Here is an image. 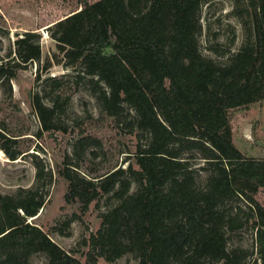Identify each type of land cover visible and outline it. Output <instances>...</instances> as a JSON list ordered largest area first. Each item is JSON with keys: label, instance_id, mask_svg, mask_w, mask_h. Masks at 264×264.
Here are the masks:
<instances>
[{"label": "trees", "instance_id": "16d2710c", "mask_svg": "<svg viewBox=\"0 0 264 264\" xmlns=\"http://www.w3.org/2000/svg\"><path fill=\"white\" fill-rule=\"evenodd\" d=\"M209 1L83 0L48 28L55 63L78 69L75 80L86 79L102 110L136 134L137 149L127 168L95 177L68 158L58 167L68 183L65 204H77L81 215L103 196L116 200L84 240V262L28 221L45 204L41 189L53 183L51 171L37 165L34 187L0 193V264H30L37 253L46 264H114L127 254L139 264H264V206L255 198L264 187V158L234 145L229 117L264 102V0H231L243 42L223 64L200 50L202 6ZM14 45L16 56L0 59V83L9 88L18 68L42 56L37 33L26 32ZM61 97L51 105L39 94L32 98L46 131L70 98ZM12 140L0 130V149L16 160L23 152L11 150ZM89 141L79 139L78 158ZM195 155L206 166L194 167ZM202 171L208 175L200 185ZM235 198L247 207L227 208ZM248 226L255 229L254 258V251L230 244Z\"/></svg>", "mask_w": 264, "mask_h": 264}, {"label": "rangeland", "instance_id": "374dc122", "mask_svg": "<svg viewBox=\"0 0 264 264\" xmlns=\"http://www.w3.org/2000/svg\"><path fill=\"white\" fill-rule=\"evenodd\" d=\"M82 1L0 0V59L8 61L16 56L14 42L26 32L40 35L42 49L39 62L18 68L11 88L0 83V130L7 137L16 139L9 144L11 150L21 149L23 152L22 156L11 160L0 149V193L9 195L21 188L34 187L37 165L51 171L53 183L41 189V192H46L45 204L37 217L28 221L48 233L63 250L74 253L84 262L88 250L83 245L84 240L97 232L101 225L100 214L116 200L111 195L103 196L91 204L86 215H81L77 204H65L68 183L59 175L58 167L68 158L71 164L79 165L82 174L90 177L103 175L112 169L127 168L132 162L129 156L136 152L138 140L134 132L118 125L102 110L86 79L75 80L78 69L63 63L56 64L53 59L57 48L48 28L79 10ZM232 11L231 0H210L202 6L200 50L204 56L221 64L226 63L243 42L241 22ZM53 79L61 82L60 89L52 85ZM59 93L62 94L61 102L67 96L70 98L63 105L62 112L57 113L53 122L55 128L46 131L32 105V98L39 94L45 104L51 105V98ZM126 113L133 114L128 109ZM229 117L234 145L247 157L264 158V102L231 110ZM83 137L90 139L84 159L75 154L79 139ZM195 156L192 160L194 167L206 166L203 159ZM207 175L208 172H201L200 185L205 183ZM42 182L46 184L45 179ZM135 190L136 185H133L132 191ZM255 198L264 206V187L259 189ZM237 205L247 207L248 204L243 198H235L226 207ZM255 241V229L248 226L234 233L230 244L254 251V258ZM46 263L47 257L43 253L30 257V264ZM101 263L104 264L103 261ZM114 264H139V260L136 255L127 254Z\"/></svg>", "mask_w": 264, "mask_h": 264}, {"label": "water", "instance_id": "95a60500", "mask_svg": "<svg viewBox=\"0 0 264 264\" xmlns=\"http://www.w3.org/2000/svg\"><path fill=\"white\" fill-rule=\"evenodd\" d=\"M37 217V216H36ZM36 217H34V218H31V220H34Z\"/></svg>", "mask_w": 264, "mask_h": 264}]
</instances>
